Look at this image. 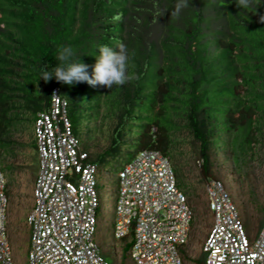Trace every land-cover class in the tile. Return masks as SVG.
<instances>
[{"label": "trees", "instance_id": "trees-1", "mask_svg": "<svg viewBox=\"0 0 264 264\" xmlns=\"http://www.w3.org/2000/svg\"><path fill=\"white\" fill-rule=\"evenodd\" d=\"M175 2L0 0V149L14 120V100L35 119L57 87L68 108L81 110L86 120L98 118L102 106L103 117L114 120L109 145L96 154L88 151L97 165L130 143L124 135L133 121L142 122L137 148L156 149L170 159L169 132L178 112L198 141L204 173L209 146L223 132L232 136L237 158L256 141L258 113L264 112V0H252L246 10L235 0H189L179 18L171 15ZM121 42L133 77L123 85L37 78L40 65L57 62L60 45H72L91 74L99 47L115 49ZM128 247L129 241L124 251Z\"/></svg>", "mask_w": 264, "mask_h": 264}, {"label": "built area", "instance_id": "built-area-1", "mask_svg": "<svg viewBox=\"0 0 264 264\" xmlns=\"http://www.w3.org/2000/svg\"><path fill=\"white\" fill-rule=\"evenodd\" d=\"M68 102L52 90L49 106L37 113L33 133L37 172L29 227L28 264H112L94 240L100 194L98 165L80 145L68 117ZM202 163V161H201ZM205 190L212 225L199 264H264V226L248 235L230 192L218 178ZM9 198L0 167V264H15L7 234ZM115 239L129 237L133 264H186L194 209L178 187L171 160L142 148L117 172L113 211Z\"/></svg>", "mask_w": 264, "mask_h": 264}, {"label": "rangeland", "instance_id": "rangeland-1", "mask_svg": "<svg viewBox=\"0 0 264 264\" xmlns=\"http://www.w3.org/2000/svg\"><path fill=\"white\" fill-rule=\"evenodd\" d=\"M22 103L20 100L12 103L15 108L10 115L14 120L3 135L6 144L0 149V167L6 179L9 198L7 234L15 264H28L29 227L25 219L33 204L32 188L38 162L33 133L34 116L30 110L21 107ZM262 104L264 105V101ZM104 111L105 107L102 106L98 118L94 116L86 120L81 110L68 108L80 145L91 154L100 152L111 141L114 120L104 118ZM258 117L256 141L238 152L237 158L230 145L232 136L223 132L217 140L211 142L207 152L208 168L204 173L199 144L188 128L186 118L180 112L172 116L176 127L169 132V157L177 172L178 187L188 196L195 213L190 224L189 238L181 250L189 260L186 264L200 263L201 248L212 225L213 217L208 208L205 190L208 178H218L223 182L248 235H256L264 226V112H259ZM141 125V121H133L131 132L129 130L124 135L130 139V143L119 145L110 156L97 162L100 206L94 240L102 255L112 264H133L128 252L123 249L129 237H113V211L117 172L139 150L136 138L142 129Z\"/></svg>", "mask_w": 264, "mask_h": 264}, {"label": "clouds", "instance_id": "clouds-1", "mask_svg": "<svg viewBox=\"0 0 264 264\" xmlns=\"http://www.w3.org/2000/svg\"><path fill=\"white\" fill-rule=\"evenodd\" d=\"M260 2L261 0H258L257 5ZM235 3L238 9L246 10L252 0H235ZM188 6L189 0H177L171 15L179 18L182 9ZM260 19L264 21V15H261ZM98 53V55H94L95 62L92 64L91 74H89L88 65L80 59L81 54L77 55L75 48L70 44L60 45L56 53L57 62L52 67H49L48 64L40 65L37 78L43 79L45 82L50 78H55L58 82L66 85H72L74 82H87L91 86L103 85L107 88L123 85L133 78L127 70L130 56L125 43L121 42L115 49L108 45H101Z\"/></svg>", "mask_w": 264, "mask_h": 264}]
</instances>
